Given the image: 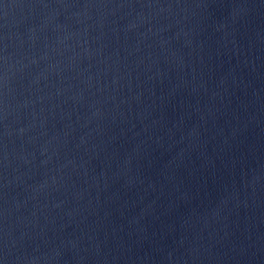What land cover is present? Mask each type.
Segmentation results:
<instances>
[{
    "label": "water",
    "instance_id": "95a60500",
    "mask_svg": "<svg viewBox=\"0 0 264 264\" xmlns=\"http://www.w3.org/2000/svg\"><path fill=\"white\" fill-rule=\"evenodd\" d=\"M0 264H264V0H0Z\"/></svg>",
    "mask_w": 264,
    "mask_h": 264
}]
</instances>
